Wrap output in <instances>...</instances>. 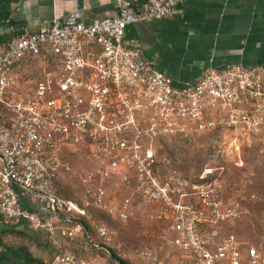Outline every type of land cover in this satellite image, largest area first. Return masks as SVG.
Returning a JSON list of instances; mask_svg holds the SVG:
<instances>
[{
  "label": "built area",
  "instance_id": "1",
  "mask_svg": "<svg viewBox=\"0 0 264 264\" xmlns=\"http://www.w3.org/2000/svg\"><path fill=\"white\" fill-rule=\"evenodd\" d=\"M186 1L116 0L112 17L56 18L0 45V217L49 239L53 264H86L61 242L81 233L90 238L81 220L92 225L96 211L112 212L106 183L137 192L150 205L147 220L165 223L166 258L264 264V242L227 235L243 212L222 163L237 159L242 167L244 147L264 154V66L212 69L175 88L139 45L126 41L129 26L170 18ZM189 138L211 144V163L193 178L163 154ZM66 147L84 150L93 163L81 204L60 192L58 153ZM132 206L124 200L118 219L134 218ZM97 232L102 246H94L101 249L117 235L104 220Z\"/></svg>",
  "mask_w": 264,
  "mask_h": 264
},
{
  "label": "crops",
  "instance_id": "2",
  "mask_svg": "<svg viewBox=\"0 0 264 264\" xmlns=\"http://www.w3.org/2000/svg\"><path fill=\"white\" fill-rule=\"evenodd\" d=\"M128 1L138 6L142 0ZM116 9V0H0V45L23 28L36 31L77 14L89 22L112 17ZM126 41L139 45L175 88L212 69L264 66V0H187L170 18L129 26ZM30 257L24 252L10 260L35 264Z\"/></svg>",
  "mask_w": 264,
  "mask_h": 264
},
{
  "label": "rangeland",
  "instance_id": "3",
  "mask_svg": "<svg viewBox=\"0 0 264 264\" xmlns=\"http://www.w3.org/2000/svg\"><path fill=\"white\" fill-rule=\"evenodd\" d=\"M36 76V72L34 73ZM27 79V77H25ZM163 149V154L171 153L174 158V167L182 168L190 178H193L207 163H211L207 153L211 150L210 142L205 138H189V141L175 142ZM244 165L237 167V159H229L223 163L229 170L226 180L231 187V197L242 203V217L230 224L227 235L235 237L239 242L255 244L264 242V154L262 155L257 147L243 149ZM207 156V157H206ZM62 165L60 174V189L65 195L73 197L82 203L85 197L83 179L85 174L93 168V163L87 153L79 148L66 147L58 153ZM104 185V184H102ZM107 203L113 208L111 213H94V223L91 228L93 240L102 246V239L99 238L97 227L104 220L114 231L113 241L109 248L104 249L93 246L95 243L84 239L82 233L78 240L73 242L62 241L65 251L73 253L86 264H111L110 250L128 264H182L180 258H166L163 251L166 245L165 223H155L147 220L145 213L150 205L140 200L139 194L133 190H114L110 183L107 184ZM100 183L94 185L97 190ZM131 199L135 212L134 218L126 222L118 219L116 209L124 200ZM0 231L4 222L0 223ZM0 244V258L4 256L6 264H14L13 259L19 253L29 254L31 260H39L44 264H53L57 251L50 244V240L40 237L30 238L17 235H2ZM101 243V244H100ZM93 244V245H92ZM50 246V247H49ZM163 248V249H162ZM27 252V253H26ZM34 258V259H32ZM15 258L14 260H16ZM35 264H40L35 261ZM22 264V263H21Z\"/></svg>",
  "mask_w": 264,
  "mask_h": 264
},
{
  "label": "trees",
  "instance_id": "4",
  "mask_svg": "<svg viewBox=\"0 0 264 264\" xmlns=\"http://www.w3.org/2000/svg\"><path fill=\"white\" fill-rule=\"evenodd\" d=\"M184 141H189V139H183ZM209 155V153H208ZM196 176V175H195ZM59 188H60V184H59ZM60 192H61V189H60ZM61 194L67 198V199H71L72 201H74L75 203L79 204V202L77 200H75L73 197L71 196H68V195H65L61 192ZM81 222L84 224L85 226V229H87L89 231V234H90V238H86L85 235H84V239H87L88 241L90 242H94L95 243V240H93V234H91V232H93L92 228H91V225L89 223H87L85 220H81ZM2 231H0V244L2 243V235H17V236H21V237H30V238H37V239H40V236L38 234H35L34 232H30L28 230H25L24 228H17V227H10V226H7V225H4L2 226ZM78 238V237H77ZM77 238L75 239H65L63 241L65 242H73L75 240H78ZM92 242V243H93ZM97 244V243H95ZM101 244V243H100ZM93 245V244H92ZM94 246V245H93ZM61 248L64 250V248L62 247V244H61ZM74 254V252H73ZM110 263L111 264H118V263H122V264H128L126 261H124L123 259H121L115 252L114 250H110ZM34 259V258H32ZM35 261H37L38 263L40 264H44L43 262L39 261V260H36L34 259ZM7 262L5 261L4 259V256H2L0 258V264H6Z\"/></svg>",
  "mask_w": 264,
  "mask_h": 264
},
{
  "label": "water",
  "instance_id": "5",
  "mask_svg": "<svg viewBox=\"0 0 264 264\" xmlns=\"http://www.w3.org/2000/svg\"><path fill=\"white\" fill-rule=\"evenodd\" d=\"M118 264H122V263H118Z\"/></svg>",
  "mask_w": 264,
  "mask_h": 264
}]
</instances>
